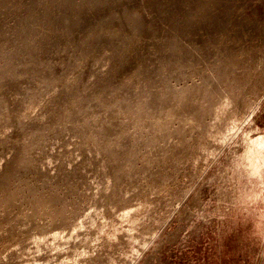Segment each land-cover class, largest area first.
Returning a JSON list of instances; mask_svg holds the SVG:
<instances>
[{"label": "rangeland", "instance_id": "374dc122", "mask_svg": "<svg viewBox=\"0 0 264 264\" xmlns=\"http://www.w3.org/2000/svg\"><path fill=\"white\" fill-rule=\"evenodd\" d=\"M105 52L110 75L94 91L88 71ZM72 71L80 75L71 107L59 95L55 119L18 127L52 88L61 91ZM238 74L249 75L246 84L234 82ZM230 87L236 91L223 117L226 140L210 144L201 159L185 158L204 133L189 128L204 127ZM109 111L114 117L100 131L87 129ZM3 115L0 124L12 129L0 140V153L10 145L14 150L4 164L11 177L0 178V232L32 220L40 223L34 228L67 230L83 215L97 168L67 166L62 155L54 170L35 173L50 135L62 140L69 129L82 131L74 149L99 148L118 179L98 201L111 207L105 232L93 244L94 264L106 251L113 264L132 257L129 264H264V148L257 162L245 154V136L264 139V0H0ZM180 137L190 141L189 149L172 157L168 152ZM257 169L260 175L253 176ZM123 185L136 189L117 195ZM147 186L156 188L148 193ZM223 189L235 194L229 205L221 200ZM156 199L162 204L151 214L139 208L134 230L118 218L124 207L146 200L153 208ZM33 227L0 239V264ZM114 229L121 231L115 246L108 243ZM122 231L149 240L138 246Z\"/></svg>", "mask_w": 264, "mask_h": 264}, {"label": "bare ground", "instance_id": "6f19581e", "mask_svg": "<svg viewBox=\"0 0 264 264\" xmlns=\"http://www.w3.org/2000/svg\"><path fill=\"white\" fill-rule=\"evenodd\" d=\"M63 19H64L63 23L67 21L66 17H64ZM84 54L85 56L83 58L87 57V53H84ZM110 61H111L110 55L107 54V52H105L104 54L98 56L91 62L90 64L91 68L88 71L87 76H88L89 81L94 82L95 84V89L93 88L94 91L101 88L104 85L103 80L108 75H110L109 74L110 71L107 70L108 68L107 66L110 63ZM105 67L107 68L105 69ZM80 68L82 69V65L77 66L75 68V71L76 70L78 71ZM73 71L72 73L69 74L70 76L66 80L63 88L61 87L62 88L61 91H59V89L57 90L56 87L52 88L51 91H49L50 94L47 100H45L46 102H44L43 104L39 103L40 105H36V106L33 105L35 107L32 110H30L28 116L25 117L26 121L24 123L20 122L18 124V127H20L21 129H24V128L28 129L30 127H35L36 123L39 121L43 123V122H48V121H51L52 119H55L57 116V115L55 116V114L59 112L58 111L59 109L56 108L58 107L56 105L60 106V104H57V101L60 99L59 95L65 96L68 100L67 103L65 102L67 108L71 107V100H73L72 99L73 96H71L70 94L77 85L78 80L76 81L75 79L78 77V75H80L78 73L73 74ZM20 75H23V74H20ZM248 79H249L248 74H240V75L238 74V75H235L234 82L240 85L241 83L245 81V84H246V81H248ZM94 84H92L93 87H94ZM88 88L86 89L87 92L88 90H90V88L89 89ZM94 91L92 93H94ZM227 91H225V93H223V96H221L220 99L214 104L213 106L214 109L211 113V118H209L210 121L204 127L201 126L202 124L198 123V124H194L192 127L189 128V130L201 129L202 133L203 132L204 133L200 140H195L196 144L193 147V150L190 153L184 154L185 158L191 157L194 161L201 159L203 156H206L208 152V148H209L208 146L210 144H212L214 147V144L221 143V142L223 143L226 140L230 132L226 128V125H227L226 121L228 119L227 118L224 119L223 117L227 113L228 107L230 106V104L233 103V98H235L233 96L236 90L233 87H230L229 89H227ZM83 92H86V91H83ZM47 94L48 93H46V95ZM46 95H44V97ZM81 97H78V98L81 99ZM48 101L50 102L55 101L56 103L55 104L52 103L54 105H51V104H48ZM123 105L124 103L122 102L120 107L124 108ZM67 108L65 107L64 109L68 110ZM99 117L96 120L95 119L93 120L91 127L89 126L90 128H87L89 131H94L95 134L98 131H100V127H102L105 121H109V119L114 117V114L112 111H109L107 113L102 114V116H99ZM4 119H5V115L0 116L1 121H4ZM236 123L237 122L233 124V129L235 128ZM11 129H12V126L9 124H0V140L3 137H6L7 134L10 133ZM81 129H84V128H81ZM81 132L75 131L74 133H72L70 132L69 129H67L66 133L63 136L64 138L62 139L63 142L61 144L59 143V141H62V140H58L57 138L55 139L54 135H53L54 137L50 135V137L48 138V141H46L47 142L46 152H44L41 155L42 158L40 159L41 161H40L39 168L36 170V172L35 171L34 172L36 174L41 175L42 172L45 171L47 168L54 170V168L56 167L58 163V160L60 159L62 155H64V160L66 161L67 166H71L77 163L78 165H81L80 167L82 170L97 168L96 172L98 173V175L94 178L93 177L91 178L92 179V181L90 182L91 200L89 204L87 205V208H85L83 215L80 218H78V220L75 223H73L71 227L67 230L51 229V230L45 231L43 230V227L41 228L38 225H37L38 227L36 226L34 228L33 226L35 224L40 225V223H38V221H33V220L25 222V223H19L16 226H12L11 228H8V229H2L0 232V239H8L9 237H13L21 228L29 227V226L33 227L32 230H30L29 236L25 240L13 246L11 249V252H9L8 254H4L2 259L6 262V264H60V263L62 264L63 262H69L70 264H94V262L96 261V258L94 257L96 253V250L94 249L96 244L95 245L93 244L94 243L98 244L97 240L99 237L98 235H100L99 232L103 231L106 228V227L104 228V226L108 225L107 223L110 221V218H108L107 216V212H109V209L111 207V206H107L106 209H103L100 206V204H98V201L103 197V195H105L108 192V190L111 187H114V184L115 185L118 184V179L116 178L114 174H112L113 173V170L111 167L112 161L106 156L105 153H103V151H100L99 148H96V147L88 148L86 153L85 151L82 152L81 148L74 149L76 147L74 146V143L77 144L78 142H81V137H82ZM191 138H194V137L191 136L190 139ZM245 139L248 140L246 142L247 146L245 148L249 151V154L245 153L247 155L246 160H248L249 162H254V161L257 162L259 160H262L260 159L259 153L264 148V139L256 141V142L255 141L252 142L251 138L247 136H245ZM189 142L190 141L186 140L185 137L178 138L168 153H170L172 157H176L180 155V153L186 152L190 146ZM13 150H14V146L10 145L9 147H6L2 153H0V178H4V179L6 178L7 180V178L11 177V174H9V172L7 173L6 170L4 169L5 167L4 164H5V160L8 159V157L11 155ZM111 150H113V148ZM83 154H87V157H86L87 160H85V158L83 157ZM79 158H81V160H85V162L81 163V160H79ZM242 161L243 160H240V162L238 161L236 162L235 169H238V167L242 164ZM262 164H264V162ZM258 171L259 169L255 170L253 172L255 173L253 176L260 175ZM160 172L161 171H158L156 172V174H159ZM236 173L238 174V172ZM226 175L228 176V174ZM233 180L234 179H232L231 181ZM117 188L113 189L111 192H114ZM122 188L124 189V191L121 194H119L120 188L117 189V195H127L131 191L136 189V187L131 189L130 187H127L125 185H123ZM155 188H156L155 186H147L145 190H147L148 193H151ZM102 190H103V193H101ZM240 191H241L240 194H244L245 192L244 191L242 193V190ZM220 193H222L221 200L223 203H226V205L227 204L229 205V203L234 202L235 194L231 190L223 189V191ZM170 194H171L170 196L172 197L176 195L177 193L172 191L170 192ZM156 200L158 202L153 203V208L149 207V204L146 200H141L137 202L135 205L124 207L123 209H121V213L118 215V218L123 221L128 222L129 225L127 227L134 230L135 227L139 225L138 224L139 221L137 219L139 208L144 206L145 211L143 212H145L146 215H149L154 210H156V208H158L159 203L162 204V202H160L159 199H156ZM221 200L219 202H221ZM216 212H217V207H216ZM90 230L91 231L93 230L92 234L94 238H92V235L90 234ZM122 232H123L122 236L124 238L131 237L132 241H134L138 246H141V244L143 245L144 242L146 243L149 240L148 238L143 239V236L141 237L140 235H136L137 233L136 231H135L136 233L134 234H132L131 232L129 233L128 231H122ZM109 233L111 234V232ZM119 234L121 235V231L119 229H114L113 234L110 236L111 241L107 240L109 241L108 243H110L113 246L117 245L118 243H115L114 241H118V237H120ZM111 252L112 251H106V255L102 256L103 260L101 259V262L99 261V264H109L111 262L113 264V261H115L116 259L113 258V255ZM131 259H133V257ZM131 259H129V261H131ZM129 261L128 262L125 261L123 264H129Z\"/></svg>", "mask_w": 264, "mask_h": 264}]
</instances>
